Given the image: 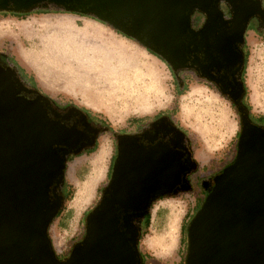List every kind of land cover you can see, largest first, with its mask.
I'll list each match as a JSON object with an SVG mask.
<instances>
[{"label": "water", "instance_id": "water-1", "mask_svg": "<svg viewBox=\"0 0 264 264\" xmlns=\"http://www.w3.org/2000/svg\"><path fill=\"white\" fill-rule=\"evenodd\" d=\"M37 8L93 17L160 57L175 75L193 67L185 66L190 52L206 53L210 67L231 59L241 70L242 54L235 57L233 49L243 45L251 18L264 28L260 0H0V12ZM195 11L206 17L196 32ZM229 23L231 35L218 31ZM51 104L0 61V264H141L140 222L151 204L191 190L187 176L197 163L185 133L162 117L151 125L154 136L143 135L148 145L137 135L116 136L111 175L85 218L84 236L59 260L48 230L63 204L67 160L93 148L100 129L76 107L62 115ZM158 133L168 139L154 143ZM212 183L187 226L184 264H264V128L246 114L236 157Z\"/></svg>", "mask_w": 264, "mask_h": 264}, {"label": "rangeland", "instance_id": "rangeland-1", "mask_svg": "<svg viewBox=\"0 0 264 264\" xmlns=\"http://www.w3.org/2000/svg\"><path fill=\"white\" fill-rule=\"evenodd\" d=\"M44 10L37 8L20 15L0 13V26L4 31L0 30V56L20 67L28 84H34L40 93L60 106L70 105L99 116L115 132H132L141 124L166 114L189 138L191 156L198 166L188 176L192 190L155 201L149 210V226L138 244L143 264H183L187 226L207 196L203 182L222 172L236 157L239 118L235 108L221 93L202 82L189 79L177 87L172 70L161 58L93 17L59 10L41 12ZM86 19L100 24L88 22L101 41L86 38L79 41L74 29L58 35L47 33L59 25V21L70 25L75 21L79 31ZM203 22L202 13H192V29L196 30ZM255 26V20L251 19L244 34L242 81L250 112L264 116V36L255 34ZM19 47L24 51L22 57L16 49ZM95 49L100 60L107 51L112 61L103 67L98 63L100 67L93 66L95 72H92L86 59L93 58ZM126 55L132 57L128 68L123 63ZM31 56L40 60V64L43 62L57 77L44 79L43 84L36 70L39 63L33 62ZM77 69H81V73H75ZM134 77L138 79L132 86L124 90V85L123 92L119 90L121 79L128 84ZM125 92L131 96H125ZM90 93L98 97V101L93 99L100 104L97 108L86 103ZM101 93L108 94L107 98L102 99ZM138 121L140 125H136ZM114 147L112 134L103 133L94 149L72 156L66 165L64 192L67 199L48 230L59 258L79 241L85 230L86 216L100 200L107 185ZM85 185H89L90 193L82 198L80 192ZM170 230L172 233L167 236Z\"/></svg>", "mask_w": 264, "mask_h": 264}, {"label": "flooded vegetation", "instance_id": "flooded-vegetation-1", "mask_svg": "<svg viewBox=\"0 0 264 264\" xmlns=\"http://www.w3.org/2000/svg\"><path fill=\"white\" fill-rule=\"evenodd\" d=\"M261 1V7L262 9H264V0H260ZM221 8L223 10L224 16L223 19L226 21H230L231 15L230 12L228 11V8L224 5L221 4ZM204 15V14H203ZM255 22H256V26H255V34L257 35H261V37L264 36V28L261 26L259 19L254 16L253 18ZM206 21V17L204 15V22L198 26V28L196 31H199L202 26L204 25ZM192 28V27H191ZM225 30L226 35H231V33L229 32L231 30V23H229L227 25V27H220L218 28V31H222ZM243 47L244 45H240L239 43H237L236 47L233 49V53H235V57L239 56V54H242V61L244 63V55H243ZM190 49H192V47H190ZM213 58H218V54H212ZM207 54L204 52H190L187 56H186V63L185 66L189 67V66H193L192 68H187L185 70L182 71H177V75H175L172 72L173 77L175 78V82L176 84H180V79H182L183 83L185 84V81L189 80V79H193L199 82H202L203 84H205L208 87H212L215 90H217L219 93H221L224 97H226L230 102L231 105L235 108L237 114H238V118H239V135H240V130H241V115L242 114H246L247 118L249 119V121L258 126V127H262L264 128V122L259 121V116H252L250 110L248 109V105L247 102L245 101V93H244V84L242 82V69H239V64H235V65H231L232 64V60L229 59L227 60L228 65H223L221 66H216L217 63H213L215 61H212L213 64H215V66L210 67L208 60H207ZM222 57H225L224 55H222ZM194 60H198L199 64L201 66H198L196 64H192V62ZM0 61L6 63L8 66H11L12 68H14L16 70V68L10 63L8 62L6 59L3 58V56H0ZM245 65V63H244ZM170 68V67H169ZM17 72V76L20 79L22 85L29 89V90H35L38 91L39 90L35 87L32 86V84H28L23 78H21L20 74ZM239 83H242V89L239 87ZM225 94H223V93ZM51 106L60 114L64 115L66 113V111L68 110V108L59 106V105H55V104H51ZM78 109V108H77ZM79 111H81L85 117L87 122L94 128L100 129V132L97 136V138L100 136L101 133H107L106 131V127L104 125L99 124L96 120H94L91 116L87 117V115L80 109H78ZM162 117H167L169 119V121L172 123V121L170 120V116L166 115V114H161L155 118H153L152 120H150L149 122L145 123L144 125L141 124V122L136 123V125H140L141 127H137V130H134L132 132L130 131H125V132H115L112 133L113 139H114V145H115V157L117 154V147H116V136L117 135H137L138 137L141 138V142L145 145L150 144V141L148 139H145L143 137L144 134H148L150 137L155 135V128H153L151 125L159 120ZM77 117H74V119ZM173 124V123H172ZM174 125V124H173ZM175 126V125H174ZM176 127V126H175ZM178 128V127H177ZM179 130H181L180 128H178ZM182 131V130H181ZM183 132V131H182ZM97 138H96V142H97ZM239 138V137H238ZM164 138H162V134L158 133L156 135V138L154 140V143H156L157 141H163ZM168 137L166 136L164 140H167ZM238 142V140H237ZM185 144V142H183ZM188 146V150H190L189 148V144H188V140H187V144ZM237 145V143H236ZM87 149L83 150L82 152L86 151ZM115 160V158H114ZM114 163V162H113ZM113 166V165H112ZM198 167V166H197ZM197 169V168H196ZM221 172L217 173L216 175L220 174ZM111 175V173H110ZM190 175V174H189ZM188 175V176H189ZM214 175L213 177H211L210 179L206 180L205 182H203L204 184V190L203 192H205L207 194L208 191H210V189L213 186L212 183V179L216 176ZM187 176V181L189 182V178ZM191 187V184H190ZM192 190V187H191ZM190 190V191H191ZM80 241V240H79ZM77 241V242H79ZM76 242V243H77Z\"/></svg>", "mask_w": 264, "mask_h": 264}, {"label": "bare ground", "instance_id": "bare-ground-1", "mask_svg": "<svg viewBox=\"0 0 264 264\" xmlns=\"http://www.w3.org/2000/svg\"><path fill=\"white\" fill-rule=\"evenodd\" d=\"M71 25L70 24H66L65 22H63V21H59V25H56L55 27H53V29H51V31H49V32H47V33H54L55 35H58V34H61L62 32L64 33V32H67V31H70L71 30ZM77 39L79 40V41H81V39H84L86 36L88 37V39H92V38H96V31L93 29V28H91V27H88L86 24L84 25V27L81 29V30H79V31H77ZM82 43H80V45H81ZM106 52V55L105 56H102V60H100L101 59V56H98L99 55V52L97 51V49H95V52H94V56H93V58L92 59H86V64H87V67H88V65L90 66L91 65V71L92 72H95L94 70H93V66L94 67H96L97 66V68H99L100 67V65L98 64V63H100L101 65H102V67L103 66H105L104 64H106L107 62H110V61H112V58H111V54L109 53V52H107V51H105ZM16 53V52H15ZM31 58H32V61L33 62H35V63H39V65L38 66H36V70H37V73H38V75H39V80L44 84V79L45 80H54L57 76L54 74V73H52L51 71H50V69L48 68V67H46L45 65H44V63L43 62H41V64H40V60H38L36 57H34V56H31ZM103 60H106V62L105 61H103ZM131 61H132V57L130 56V55H126V56H124V65L128 68L130 65H131ZM88 62H89V64H88ZM83 63V61L81 62L80 61V64H82ZM107 64H109V63H107ZM89 68V67H88ZM75 73H81V69H77V72H75ZM43 76H42V75ZM48 76L50 77V78H48ZM61 78V77H60ZM138 79V77H134V79L132 80V82L131 83H126V80H124V79H121L119 82H118V85H119V90L120 91H122L123 92V88H124V85H126L125 86V89L124 90H126L127 88H128V85L129 86H132L133 84H134V80H137ZM107 82V81H106ZM70 83V82H69ZM107 83H109V82H107ZM69 86V85H68ZM81 86V85H80ZM82 91L80 92L81 94H83L84 92H83V89L81 88V87H79ZM86 90V89H85ZM84 90V91H85ZM98 91V90H97ZM119 91V92H120ZM107 95L108 94H104V93H101V96H102V99H104V98H107ZM124 95L125 96H131V93L129 94V92H125L124 93ZM93 99H95V100H97L98 101V97L97 96H93L92 95V93H90V95H89V97H88V99H86L87 101H86V103L87 104H90V105H92V106H94V107H98L100 104H99V102H94L93 101ZM100 100V99H99ZM81 193V197L82 198H87L88 197V195H89V185H85L84 186V189L80 192ZM170 233H172V230H170L169 232H167L166 234H167V236H168V234H170ZM166 246V245H165ZM165 249H167V247H165Z\"/></svg>", "mask_w": 264, "mask_h": 264}, {"label": "trees", "instance_id": "trees-1", "mask_svg": "<svg viewBox=\"0 0 264 264\" xmlns=\"http://www.w3.org/2000/svg\"><path fill=\"white\" fill-rule=\"evenodd\" d=\"M25 12H28V11H25ZM41 12H43V13H55V12H51L49 9H45L44 11H41ZM0 13H5V12H0ZM8 14L20 15V13H19V14H16V13H8ZM100 23H101V22H100ZM102 24H103V23H102ZM247 31H248V29L246 28V32H247ZM149 53H150V52H149ZM151 54H153V53H151ZM156 57H158V56H156ZM158 58H160V57H158ZM7 61L10 62V63L16 68V70H17L18 73L20 74L21 78H23V76H26V75L24 74V71H23L19 66H17L14 62H12L9 58H8ZM244 63H245V59H244ZM21 72H22L23 76H22ZM242 72H243V70H242ZM242 82H243V81H242ZM180 83L184 85L182 79H180ZM243 84H244V83H243ZM176 85H177V87H178V86H179V83L176 84ZM32 86H35V85L32 84ZM244 93H245V101L247 102L245 85H244ZM51 101H52V104H55V105H59V106H60V104H58V103L55 102L54 100H51ZM247 105H248V104H247ZM62 107L69 108L70 105H69V106H62ZM248 109H249V105H248ZM249 110H250V109H249ZM82 111L87 115V117L91 116V117H92L94 120H96L99 124L104 125V126L106 127V131H107V132H109V133H111V134H112V133H115V131H113V130L108 126V124H106V122H105L104 120H102L99 116H97V115H93L91 112L86 111V110H82ZM251 115L253 116V114H251ZM169 118H170V120L172 121V123L176 126V124L174 123L173 119H172L171 117H169ZM259 121L264 122V116H259ZM138 122H139V121H138ZM138 122H136V123H138ZM176 127H177V126H176ZM182 131H183V130H182ZM184 133H185V132H184ZM101 134H103V133H101ZM101 134H100V135H101ZM186 138H187V140H188V144H189L190 151L192 152L191 142H190V140H189L188 137H186ZM97 139H98V138H97ZM95 146H96V142H95ZM95 146H94L93 148L87 149L86 151H90V150L94 149ZM86 151H84V152H86ZM115 152H116V151H115ZM72 156H74V155H70V156L68 157L67 163L70 161V159H71ZM114 158H115V153H114V156H113V159H112V164H111V166H110V170L108 171V181H109V178H110V173H111L112 165H113V162H114ZM65 170H66V169H65ZM108 181H107V183H108ZM65 184H66V182H65V178H64L63 184H62L61 189H60V194L63 196V203H64V201L67 199V197H66V195H65V192H64ZM104 188H105V187H104ZM104 188H103V189H104ZM208 193H209V191L207 192L206 195H208ZM163 197H165V196H163ZM160 198H162V197H159V198L155 199L154 202L157 201V200L160 199ZM154 202H153V203H154ZM153 203L151 204V206L153 205ZM151 206H150V208H151ZM62 207H63V205H62ZM62 207H61L59 213L57 214V216L55 217V219H56V218L59 216V214L61 213ZM149 210H150V209H149ZM55 219H54V220H55ZM54 220H53V221H54ZM149 222H150V217H149V212H148V213L144 216V218L141 220V222H140V235H139V239H138V244H139V240H140L141 236L143 235V231H144L145 229L148 228V226H149ZM50 225H51V224H50ZM83 236H84V232H83L82 235L80 236L79 240H81V239L83 238ZM186 247H187V230H186ZM185 252H186V251H185ZM69 253H70V251H69ZM69 253H67V254H66L64 257H62V258H59L57 254H56V256H57V258H58L59 260H63V259H65V258L68 257ZM140 257H141V264H143L144 262H143V257H142L141 254H140ZM183 264H184V257H183Z\"/></svg>", "mask_w": 264, "mask_h": 264}, {"label": "crops", "instance_id": "crops-1", "mask_svg": "<svg viewBox=\"0 0 264 264\" xmlns=\"http://www.w3.org/2000/svg\"><path fill=\"white\" fill-rule=\"evenodd\" d=\"M88 22H93V23H96V24H98V25H100L99 23H97V22H95V21H93V20H91V19H86V25L88 26V27H91V28H93L92 27V25L90 24V23H88ZM71 29H74V34H76V31H77V27L78 26H75V21H72V25H71ZM0 30L2 31L3 29H2V26H0ZM4 31H2V33H3ZM1 33V32H0ZM1 33V34H2ZM0 34V35H1ZM86 39H88V37L86 36L85 37ZM93 40H95V41H101V39H100V36H96V38H92ZM17 49V51H18V54H19V56H21L22 57V55L24 56V51H22L21 50V48L19 47V48H16ZM45 84V83H44ZM91 201V200H90Z\"/></svg>", "mask_w": 264, "mask_h": 264}, {"label": "clouds", "instance_id": "clouds-1", "mask_svg": "<svg viewBox=\"0 0 264 264\" xmlns=\"http://www.w3.org/2000/svg\"><path fill=\"white\" fill-rule=\"evenodd\" d=\"M11 6V5H10Z\"/></svg>", "mask_w": 264, "mask_h": 264}]
</instances>
